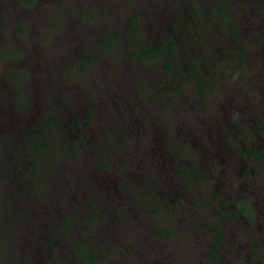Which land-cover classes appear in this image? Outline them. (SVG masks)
I'll use <instances>...</instances> for the list:
<instances>
[{
  "label": "rangeland",
  "instance_id": "rangeland-1",
  "mask_svg": "<svg viewBox=\"0 0 264 264\" xmlns=\"http://www.w3.org/2000/svg\"><path fill=\"white\" fill-rule=\"evenodd\" d=\"M193 1L198 13L185 16L198 24L176 38L178 51L146 56L175 32L152 33L138 0H0V106L13 103L0 136L11 134L19 155L18 168L0 160V264H264V0ZM42 125L64 149L77 130L107 145L111 165L81 164L88 143L36 157L30 138ZM34 161L39 170H26ZM54 180L64 201L37 218L32 198Z\"/></svg>",
  "mask_w": 264,
  "mask_h": 264
},
{
  "label": "flooded vegetation",
  "instance_id": "flooded-vegetation-1",
  "mask_svg": "<svg viewBox=\"0 0 264 264\" xmlns=\"http://www.w3.org/2000/svg\"><path fill=\"white\" fill-rule=\"evenodd\" d=\"M30 1L33 2V0H30ZM138 5H139L138 7H145L146 8L145 11L148 12V16L152 17L151 21H149L151 28H153L151 30L152 33L157 32V30L159 28L154 29L153 26L158 25V24L160 26H162L164 24H168L165 29H167L169 27L171 34L175 32V35L173 37L169 33H166V35L163 37V39H165L162 42L163 45L159 49L152 47L154 44V41L149 42L148 43L149 47L146 50L148 51L149 49H152L153 52L146 54L145 53L146 50H145V52L141 55H146V56L147 55H156L157 53H159L161 51H166L169 54H175L178 51V44H177L178 41L176 40V38H179L180 42H183L182 39L184 37H186L185 32L188 30L187 27L191 28L195 24H198L194 21V18L189 17V16H185L187 14V9H188L187 7H191V9H188L191 13V16H194L198 13V10L194 6V1L192 4V0H155V1L154 0H138ZM151 7H159V9L154 8L152 10ZM162 7H167L168 11L164 10ZM148 16H147V21L149 20ZM142 18L144 20L143 15H142ZM174 22H177V24L173 25L172 23H174ZM136 24H138V23H133V25H136ZM160 29L163 30V28H160ZM196 34H198V33H196ZM187 41H188V39H186V42ZM140 47H143V45H141ZM155 52H156V54H155ZM91 57H92L91 55H88L89 59ZM188 62H189L188 68L186 70H188L189 75H191V78H193L198 85L199 84L203 85L204 81L201 78V75L203 74V72L201 71L200 74L194 73L195 70L198 69L197 67L193 66V64H192V63L196 62V58L189 56ZM175 66H176V63H175V59H174L173 62L165 64L164 68L166 69V71L174 73L173 69L175 68ZM184 71L185 70H182L181 75L183 74ZM175 75H177V73ZM146 82H147V80L144 81V83H146ZM182 85H184V83L181 85H173V84L171 85L170 84V85H168V87L170 88V91L173 92V91L179 90ZM133 86L138 91L140 90L146 97L147 94L141 90L142 88H138L135 83L133 84ZM232 89L234 90L235 87L233 86ZM11 93L12 92H10V94ZM1 104L2 105L0 106V109H1V112H0V130L9 128L11 126V123L9 120L11 118L10 116H11L12 108H13V103L7 102L6 98L1 101ZM164 105H166V104H164ZM81 107L82 106L80 104L77 105V112H78V109ZM90 109H91V107L88 109V111ZM77 122L79 124L81 122H83V126H85V128L88 127V124L90 123L89 115L85 114L82 119H80V120L77 119ZM47 123H50L49 125H52L50 120H48ZM44 127H45V125H42L43 129L41 130V132L38 135H35V136L30 138L31 140H33V143L31 145V153H33V151L35 150L36 157H39L40 159H41V157H45L42 154V151L49 149L51 147H54L57 144L60 146V149L62 151H74L76 148H77V150H79L80 146L82 144L88 143L87 150L84 151V153L80 155L81 164L82 163L83 164L90 163V165L95 166V164L98 163L97 170L102 171L103 173L105 172V168L107 166H109V164L111 165V163H110L111 157L110 156H111L112 151H111V148H107V145L101 147L102 144L100 142H97V144H95L93 147H91L90 144H93V142L92 141L89 142L87 139L83 138L81 136V134H79V130H77V134H76L77 142L76 143L70 142V144H68L67 147L64 149V148H61V143L64 141V138H60L59 142H56L54 140V141L49 143L47 139H48V137L52 136V133H50V131H48V130H44ZM161 127L163 128V126H161ZM93 131L98 132L101 130L93 129ZM159 132H162V131H159ZM129 137H130V134L128 133L126 141H129L128 140ZM201 137H203V135ZM11 139H13L11 134L8 137L0 136V148L2 150V153L4 154V156H2V153L0 151V160L6 161V164L11 163L12 167L18 168V162L17 163H13V162H16L17 159L19 161V155L15 152L14 140H11ZM35 142H37V145H35ZM107 143L108 142H106L105 144H107ZM4 145L6 146L5 149H4ZM11 149H14L12 151L15 154L13 152H10ZM139 151L141 153L140 155H142L143 149L140 146L134 152L138 153ZM263 151H261V152H263ZM154 152H156V150ZM155 154L157 155L158 152H156ZM16 156H17V158H16ZM142 156H144V155H142ZM161 156H164V155L161 154V152H160V157ZM209 156L212 158L213 161H215V159L217 157V153L210 151ZM164 157H166V156H164ZM97 158H100V159H98V161H94V160H97ZM105 159L107 160V162L109 161V164L106 165V162L104 161ZM74 160L72 161V164H74ZM8 166H10V164ZM194 166H195V164H194ZM38 167H39V162L34 161V163L31 167L30 166L26 167V170L36 171V170H39ZM13 171L15 173V170H13ZM47 175L49 178L52 179V178L56 177L57 175L60 176V172L52 171V172L48 173ZM29 176L31 179H30V182L27 183V185H30V187H28L25 190V193H26V195L32 196L33 189L36 188V184H38V182H36L34 179L32 180V178L35 176V174L31 173V174H29ZM211 176H212V174H211ZM22 178H23V176H22ZM10 180L13 181L12 178ZM45 184H47V185L41 186V190H40V193H42L43 195L38 194V195H36V197L34 196L32 198L33 204L35 203L34 207L37 211V216H35V217H37V218H43V216H46V214H48L49 212H50L49 218L55 217L56 216V210L50 211L49 208L51 206H49V203L57 204V201H55V200H58V203H60V202L63 203L64 198H65L61 193L62 191H60V189L57 187V185L59 184V180L58 181L54 180L51 182L47 181ZM51 193L53 194L52 195V197H53L52 202L49 200V199H51L49 196V194H51ZM163 200H165V199H163ZM91 202L92 201L88 202L89 205H91ZM79 207H80V205H79V202L77 201V209H79ZM239 207H241L243 209V212H244V208L242 206H239ZM27 208L30 211V208L29 207H27ZM90 208L96 209V207H90ZM28 209H25L23 212L25 214H28V212H29ZM236 211H237V208L235 205V210L232 212V215L234 217H237L238 215L243 214V212L241 213V212H236ZM94 212L88 213V215H87L88 221H92V220L99 219L102 217L101 215L98 216ZM52 220H54V218ZM67 220L64 222V225L66 228L69 227V223ZM29 225H31V224L28 222V219H26L25 224L22 226V228L26 230L24 232H26V233L28 232L27 228ZM49 226H50V224H49ZM59 227L63 228L62 226H59ZM212 229L215 232L217 231L218 239L223 240L224 234L222 233L221 229L218 226H213ZM67 232H68V230H67ZM46 243H54V237L47 238ZM221 244L222 243H220V245ZM209 248H210L209 254L211 255L212 259H216L217 258V254H216L217 253V245L216 244H210ZM89 255H91V254H89ZM56 262H57L56 259L53 260V264H56Z\"/></svg>",
  "mask_w": 264,
  "mask_h": 264
},
{
  "label": "trees",
  "instance_id": "trees-1",
  "mask_svg": "<svg viewBox=\"0 0 264 264\" xmlns=\"http://www.w3.org/2000/svg\"><path fill=\"white\" fill-rule=\"evenodd\" d=\"M151 52H153V50L152 49H149L148 51L146 50V54H149V53H151Z\"/></svg>",
  "mask_w": 264,
  "mask_h": 264
}]
</instances>
